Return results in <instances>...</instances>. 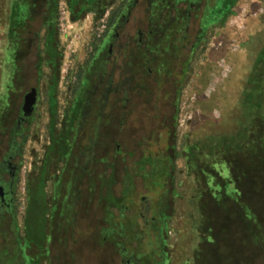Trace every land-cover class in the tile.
I'll return each mask as SVG.
<instances>
[{"label":"rangeland","instance_id":"obj_1","mask_svg":"<svg viewBox=\"0 0 264 264\" xmlns=\"http://www.w3.org/2000/svg\"><path fill=\"white\" fill-rule=\"evenodd\" d=\"M11 1L0 0V177L25 96L38 89L15 160L20 171L13 214L22 251L9 253L12 259L125 264L134 253L135 264H159V257L163 264H264V186L245 196L257 215L249 220L236 201L208 194L206 176L197 174L215 150L241 148L264 110V0H233L236 17L211 24L225 16L213 5L224 2L226 10L232 0H203L202 8L210 4L204 17L203 10L194 15L187 37L172 35L177 48L160 54L166 63L180 52L172 77L160 82L149 77V89L139 82L127 96L112 91L118 71L113 81L112 66L98 67L99 58L93 60L101 12L106 7L110 15L124 0H103L85 10L82 2L59 0L57 15L46 23L41 17L46 0H37L34 26L13 23ZM146 1L139 0L124 35L137 39L142 19L144 29L151 27ZM61 3L76 22L77 52L70 60L59 30ZM14 29L22 36L19 49ZM165 155L175 160L171 174L164 165L162 177L146 180L140 162ZM157 201L163 208L158 232L146 222L154 215L147 208ZM124 212L136 222L133 228ZM13 214L0 199V218ZM125 233L128 238L120 236Z\"/></svg>","mask_w":264,"mask_h":264},{"label":"trees","instance_id":"obj_2","mask_svg":"<svg viewBox=\"0 0 264 264\" xmlns=\"http://www.w3.org/2000/svg\"><path fill=\"white\" fill-rule=\"evenodd\" d=\"M55 1L57 8L59 0ZM79 2L84 3L82 5V7H84V10L85 8L90 6V4L99 2H102L103 4V0H73L71 1L70 5H74L75 3L79 4ZM126 2L128 1L124 0V4L119 5L117 8L111 10L108 19L109 22L107 31L109 29H112L113 25L121 19L128 6L125 4ZM131 2L132 0H130L128 4H131ZM202 2L203 0H149L148 12L151 19V28L159 29V31L162 27L166 28V36L170 37L167 39L168 41L163 40L162 42L164 43L166 41L172 42L170 40L171 36L178 34L179 32L181 36H183L184 40L187 37L188 11L191 10L195 13V11L198 10V12L196 11V14H199V11L203 10L204 17L205 11L210 4L207 3L205 7L202 8ZM11 3V9L13 13L11 17L13 23L17 24L16 26L22 25L23 22H25L26 24V22L28 23V21L30 22L35 19L37 15V11L34 7L35 0H12ZM184 3L187 4L186 8L181 7V5ZM223 3L224 2H222L220 7H217V5H213L214 7H212V9L215 12L221 11L222 14L225 13V16H216L215 18H212V20L208 24L214 23L229 16V14L231 13L232 5L234 4L233 0L230 7H226V10ZM156 8L158 10L157 15L155 13ZM106 9V7L103 9L100 14L101 16L105 14ZM57 10L58 8L52 16L45 18L44 23L52 20L53 17L57 15ZM164 12H166L167 14L165 15ZM201 14L198 15L200 18L202 17ZM77 16L73 11L72 17L74 20L77 19ZM17 19L19 21L15 22V20ZM174 22H176V24H174ZM160 23H163V25H161ZM181 26L184 27V30L181 29ZM102 40L103 39L97 38V41H95L93 49L96 52L98 49H103V46H101V44L103 45ZM99 57L100 56H98L97 53V55L93 56V60H97V58ZM144 158L141 159H144L143 161L139 160L141 161L139 170L144 174V178L146 180H152L154 178L156 179L157 177H162L161 174L163 173H161V170L164 165L168 168L167 171L169 172V176L175 165V160L170 155H165L163 157L161 156L159 158ZM147 165L151 166V170L148 173L145 172V168ZM209 168L211 169L210 172H208ZM198 170H200L197 173L199 174L200 178H202L201 174H204L207 178L208 194H212V196L216 200H221L224 198L236 201L241 205V208L243 209L245 215L249 220H257L256 213L249 205L250 201L248 199L250 198L246 200L245 196L256 194V189L261 185L264 186V110L258 112L256 117L254 118V121L250 128L249 138L241 148H219L215 150L212 162L203 164L200 169L198 168ZM117 200L120 204L121 200ZM119 204H117L116 202V205ZM0 234L5 235L3 248L0 249V264H7L11 260L15 264H21V261L19 262L18 255H16L14 261L9 254L13 251H22L21 248L20 250H18L22 241L20 240L18 234V223L14 214L13 217L9 220L4 217L0 218ZM4 252L7 253L4 254Z\"/></svg>","mask_w":264,"mask_h":264},{"label":"flooded vegetation","instance_id":"obj_3","mask_svg":"<svg viewBox=\"0 0 264 264\" xmlns=\"http://www.w3.org/2000/svg\"><path fill=\"white\" fill-rule=\"evenodd\" d=\"M147 1L146 11L148 12L149 0ZM138 3L139 0H132L131 4L127 6V9L123 13L121 19L113 25L111 36L105 47H103V49L97 50L98 56L101 57H99L100 61L97 64L98 67H100L102 62L108 63L106 65L110 64V66H112L111 68L114 70L112 73H110L113 81H116L115 74H117V71L119 73V78L117 80V83L112 87V91H115V93L119 94L122 93L125 96H127L130 91H134L135 89L137 90L136 85L139 82H144L149 89L150 87L147 85L146 81V79L149 77H153V79H156L157 82H160L162 80L168 81L175 72L173 67L177 65L178 58L181 57L180 52L175 51L174 54L171 55L173 59L170 62L166 61L165 63V61H162L160 59L162 58L160 54L163 53V50H171L175 46L172 42H167V39L170 36H166L165 27L160 28V31L159 29H154L151 27H148V29H144V20L142 19L138 28L137 39L132 38V36L129 34L124 35L122 33V31H124L125 28L129 25L133 10L137 7ZM34 7L37 11V0H35ZM56 9L57 8L55 0H46V2L43 4V12L41 13L42 19L45 20V18L52 16L55 13ZM194 15L197 16V14L193 11H188L187 32L190 31L189 26ZM147 21L149 23L148 25H151L150 17L147 18ZM28 23H31V25L34 26V20L30 22L28 21ZM18 29L20 28L18 27ZM29 31L30 30L28 29V32ZM16 33L18 34L16 35ZM178 34L180 38V32ZM21 37L22 36H20L18 30L16 31L14 29V39L17 41V48L21 47ZM163 40L167 41L164 43L162 42ZM15 51L18 52L17 49ZM154 62H157V64H154ZM125 99L126 101H128L129 97ZM32 116L33 114L29 117L25 116L22 107L21 114L18 116L16 124L13 128L9 146L10 149L4 155V158L1 162L2 175L0 177V199L6 205L7 210H9L11 213L15 212V193L20 171V165L15 160L16 157L20 154L22 142L25 140L26 136V125L31 121ZM19 137L20 140L18 139ZM6 176H8V178ZM147 210L149 212H154V215L150 219L148 218L146 222L154 223L153 229L158 232L157 227L159 218L157 213L159 214L163 210L160 202L157 201L155 204H150ZM141 216L143 218H146V214L143 212H141ZM123 218L125 220H128V224H131V228H133L132 226L136 225V222L128 218L125 212ZM120 236L128 238V235L126 233ZM131 236H129V238H131ZM133 237L136 236L133 235ZM126 251L127 249H125V251H122L123 256ZM159 259V264H163V258L159 257ZM135 261H138V257L133 253L131 257L127 258V262L125 264H135Z\"/></svg>","mask_w":264,"mask_h":264},{"label":"built area","instance_id":"obj_4","mask_svg":"<svg viewBox=\"0 0 264 264\" xmlns=\"http://www.w3.org/2000/svg\"><path fill=\"white\" fill-rule=\"evenodd\" d=\"M109 11L103 15L99 24L96 28L95 36L98 39H102L108 29V22H109ZM76 22L71 19L70 11L66 3H61L60 10H59V30L61 35L65 38L67 43V59L70 60L76 54V49L74 48V38H77V34L73 35Z\"/></svg>","mask_w":264,"mask_h":264},{"label":"water","instance_id":"obj_5","mask_svg":"<svg viewBox=\"0 0 264 264\" xmlns=\"http://www.w3.org/2000/svg\"><path fill=\"white\" fill-rule=\"evenodd\" d=\"M38 99V89L37 87H33L30 92H28L25 96V102L23 105V110L25 116L29 117L33 114L36 103Z\"/></svg>","mask_w":264,"mask_h":264},{"label":"crops","instance_id":"obj_6","mask_svg":"<svg viewBox=\"0 0 264 264\" xmlns=\"http://www.w3.org/2000/svg\"><path fill=\"white\" fill-rule=\"evenodd\" d=\"M223 9V8H222ZM236 9L234 8V6H233V8L231 9V13L229 14L230 16L229 17H231V18H233V17H236V15H237V12L235 11Z\"/></svg>","mask_w":264,"mask_h":264}]
</instances>
